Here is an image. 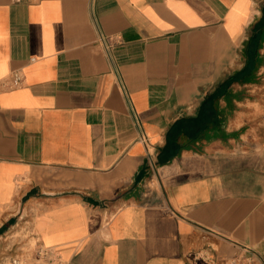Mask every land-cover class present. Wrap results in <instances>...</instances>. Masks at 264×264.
Segmentation results:
<instances>
[{
  "label": "crops",
  "instance_id": "1",
  "mask_svg": "<svg viewBox=\"0 0 264 264\" xmlns=\"http://www.w3.org/2000/svg\"><path fill=\"white\" fill-rule=\"evenodd\" d=\"M18 68L0 264H264V0H0Z\"/></svg>",
  "mask_w": 264,
  "mask_h": 264
},
{
  "label": "built area",
  "instance_id": "2",
  "mask_svg": "<svg viewBox=\"0 0 264 264\" xmlns=\"http://www.w3.org/2000/svg\"><path fill=\"white\" fill-rule=\"evenodd\" d=\"M24 81L22 69H15L9 78L0 79V91L2 89L14 88L20 86ZM256 255H237L233 257L230 264H256ZM51 253L45 247H36L30 255L17 252L9 248L8 253L4 256L1 264H51Z\"/></svg>",
  "mask_w": 264,
  "mask_h": 264
}]
</instances>
